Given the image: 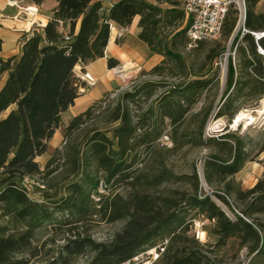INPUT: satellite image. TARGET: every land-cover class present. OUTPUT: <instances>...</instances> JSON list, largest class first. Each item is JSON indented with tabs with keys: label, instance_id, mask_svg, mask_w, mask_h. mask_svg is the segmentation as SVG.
<instances>
[{
	"label": "trees",
	"instance_id": "1",
	"mask_svg": "<svg viewBox=\"0 0 264 264\" xmlns=\"http://www.w3.org/2000/svg\"><path fill=\"white\" fill-rule=\"evenodd\" d=\"M43 1L33 0L36 4ZM155 1L157 4L150 0H119L107 13L102 0H59L54 16L43 29L35 27L25 36L22 53L0 59V79L3 73H7L0 89V214L12 215L26 226L25 231L17 234H6L5 228L1 229L0 264H28L29 260L15 258V255L28 251L34 254V232L52 218L50 207L31 198L22 182L28 176L41 172L37 157L48 150L49 140L59 128L63 112L74 104L84 85L77 67L105 56L111 34L110 24L127 26L139 15V37L153 52L164 55V61L171 59L183 68L187 67L185 58L175 50L177 39L186 34L189 24L181 2ZM259 1L247 0V31L242 38L248 42L250 54L247 49H241L243 60L239 68L235 67L232 59L229 62L226 89L222 96L225 101L218 111L219 116H227L229 123H233L238 113L246 109L235 106V100L245 95H254L256 102L264 99V56L258 49L259 46L264 49V35L256 40L252 33L264 31V12L256 11ZM158 3H167L168 7L162 8ZM235 15L236 11L230 10L224 34L226 28L228 34L233 31ZM163 18L170 25L179 21L170 42L161 38L158 32ZM62 23L69 26L68 33L61 30ZM2 42L0 38V49ZM117 63L116 59H109L110 67ZM162 67L158 64L152 71L157 73ZM199 83L205 82L196 80L182 91L201 87ZM155 84L158 83L144 82L121 94L103 124L108 126L120 122V125L110 130L92 128L82 145L69 138L93 119L94 110L106 95L76 115L66 126L64 150L60 147L55 150L47 168L61 153L70 164L64 179L79 172L81 175L66 185L65 195L54 203L55 206L75 216L72 221L75 223L94 215H101L109 222L125 218L127 221L124 228L107 242H97L82 233L74 235L62 247L60 259L70 261L72 256L91 253L92 258L85 264H116L165 238L169 239V243L157 264H218V251L234 237L248 248L249 254H262L264 220L255 215L264 213V174L252 188L242 187L236 174L255 158L245 138L228 126L220 136L209 139L215 151L205 157L203 173L210 193L203 186L197 167L192 174L176 176L178 179L187 178L190 191L168 190L167 186L160 188L172 179V173L167 168L157 174L143 172V175L132 176L140 160L139 148L151 149L161 134L162 130L157 127L159 114L162 121L167 117L175 123L189 109L181 102L174 104L171 96H162L157 100L159 107L150 105L143 121L139 118L135 122L128 102L135 101L142 93L151 98ZM147 122H151V129L140 135L141 123L144 128ZM262 151L264 143L257 156ZM99 171H104L106 176L99 177ZM101 180L108 185L103 193L98 190ZM121 181L135 188L143 182V193L134 190L130 198L105 200L113 191L114 184ZM218 185L220 187L215 188ZM212 194L233 210L234 218L224 204H218L212 198ZM235 202L243 206L241 211ZM192 210H196V214L188 218ZM197 215L214 222L213 228L208 231L217 236L214 244L202 243L191 233Z\"/></svg>",
	"mask_w": 264,
	"mask_h": 264
},
{
	"label": "rangeland",
	"instance_id": "2",
	"mask_svg": "<svg viewBox=\"0 0 264 264\" xmlns=\"http://www.w3.org/2000/svg\"><path fill=\"white\" fill-rule=\"evenodd\" d=\"M150 1L157 4L155 0ZM158 4L162 8L168 7L167 3ZM239 22V14L236 12L233 31L228 34L226 28L223 37L217 41H201L198 44L190 45L187 34L179 37L176 41L175 50L185 58L186 68H183L176 61L167 59L160 63L163 67L157 73L152 71L153 68L151 70L140 69L138 71L134 69L127 72V81L124 82L118 77L121 85L105 94L106 97H104L105 95L103 96L105 99L94 110L93 119L88 120L80 130L72 134L69 140L82 145L90 135L92 128L99 127L100 130H110L120 125V122H115L108 126L103 124L106 116L119 102L121 94L125 91L133 90L144 82L153 81L158 84L153 86L154 95L151 98H146L142 93L135 101L128 102L130 111L135 116V122L139 118L143 121V115L147 113L150 105L154 104L159 107L160 103L157 100L162 96H171L170 99L173 100L174 104L181 102L188 106L189 109L185 116L175 123L167 117L162 121V117L159 114L157 127L162 130L161 134L154 141L151 149L139 148L140 160L132 176L143 175V172L157 174L167 168L172 173V179L160 188L167 186L168 190L190 191V183L187 178L178 179L177 177L192 174L194 167H197L199 175L202 173L204 177L205 157L215 151L209 139L220 136L226 126L245 138L251 155L257 161V154L264 143V118L245 128L244 122H241L238 126H233L234 122L229 123L227 116L218 115L219 108L225 101L222 96L226 89L230 60L232 59L235 67L239 68L243 60L241 49H247L248 54H250L249 44L242 38V25L240 27ZM178 25L179 21H175L173 25H170L163 18V21L158 26L161 38L170 42L172 34L177 30ZM229 48L232 53L236 50L234 57L233 54L227 56ZM125 63L128 66L132 65L129 62ZM196 80H202L205 83H199L201 87L182 91V88L187 84ZM262 99L256 102L254 95H245L235 100L234 104L235 106H241V109L246 108L244 111L247 114H255L258 108L264 106V99ZM210 124L213 129L208 131ZM151 127V122L145 123L144 128L143 123H141L138 133L143 135V132L149 131ZM165 134L170 136L171 144L163 146L159 144L158 140ZM108 135L113 137L112 133ZM65 143L66 141H62L58 142L57 145H60L61 150H64ZM54 153L55 149L48 156L38 158L41 172L28 176L22 182V186L27 188L31 198L44 202L50 207L53 211L52 218L45 221L35 230L32 245L34 254L28 251L16 254L15 258H26L29 260L28 264H85L92 258L93 254L86 253L72 256L70 261L60 259L62 247L67 243L68 239L82 233L90 235L97 242L110 241L116 233L124 228L127 219L109 222L102 218L101 215H94L92 217L87 216L84 221L75 223L72 221L76 217L69 211L57 209L54 203L61 200L66 193V185L77 179L81 173L79 172L76 176H70L69 179H64L65 174L69 173L70 164L67 163L66 158L61 153H59L54 163L47 168V163ZM97 175L101 178L106 176L104 171H99ZM201 182L210 193L211 189L206 185L205 180L203 179ZM218 187L220 185L215 188ZM134 190L143 193V182L136 188L124 181L117 182L114 184L113 191L105 197V200L118 197L130 198ZM211 196L218 204L219 201L222 202L213 194ZM94 198L98 197L94 196ZM222 204L224 203L222 202ZM235 205L239 211L243 209L240 202H235ZM225 209L234 218L233 210L228 206ZM195 214L196 210H192L187 216L190 218ZM255 217L264 220V213L257 214ZM213 225V221L203 215H197V218L194 219L191 233H194L196 238L202 243L214 244L217 236L208 232L213 228ZM4 228L6 234H17L26 230L25 224L17 221L14 216H2L0 214V231ZM198 231H200L199 237ZM262 233L264 235V231ZM216 259L218 264H264V252L258 256L255 254L251 255L248 248L242 246L240 240L234 237L230 238L227 245L218 251Z\"/></svg>",
	"mask_w": 264,
	"mask_h": 264
},
{
	"label": "crops",
	"instance_id": "3",
	"mask_svg": "<svg viewBox=\"0 0 264 264\" xmlns=\"http://www.w3.org/2000/svg\"><path fill=\"white\" fill-rule=\"evenodd\" d=\"M14 1H17L18 4ZM117 1L119 0H102L107 13ZM58 2L59 0H44L41 4H36L33 0H0V38L3 41L0 59L20 55L25 36L30 34L35 27L39 30L43 29L54 16V9ZM256 11L264 12V0L257 3ZM139 21L140 16L137 15L127 26L114 24L105 49V56L90 61L83 67L82 65L77 67V73L80 76L85 71L89 72L96 78V83L91 85L84 80V85L80 88V95L75 99L74 104L63 112L59 128L49 140L48 150L39 155L37 159L48 156L52 150L60 147L57 143L65 140V128L76 115L84 112L93 103L103 98L105 94L121 85L120 79L113 74L109 66L110 58L116 59L118 63H131V71L134 69L135 71L140 69L151 70L164 60V55L153 52L149 45L139 37L141 32ZM79 24L80 22L77 25V30ZM123 27L127 29L124 35L119 37L118 32ZM61 30L68 33L69 26L62 23ZM6 78L7 73H3L0 79V89ZM263 174L264 151L258 155L257 161H248L243 169L236 174V179L242 183L244 188H252Z\"/></svg>",
	"mask_w": 264,
	"mask_h": 264
},
{
	"label": "built area",
	"instance_id": "4",
	"mask_svg": "<svg viewBox=\"0 0 264 264\" xmlns=\"http://www.w3.org/2000/svg\"><path fill=\"white\" fill-rule=\"evenodd\" d=\"M181 2L182 8L184 9L186 15V22L188 21L187 36L190 45L198 44L201 41H217L220 40L224 35V26L227 16L230 10L234 9L238 14L240 21H242V36L247 31L245 27V19L247 14V0H179ZM14 3L18 4L17 1ZM111 28L113 29L114 24L111 23ZM126 27L121 28L118 32V36L121 37L126 31ZM256 40H258L264 31L262 32H252ZM237 47V46H236ZM259 51L264 55V49L259 46ZM230 54L234 55L235 52H231L228 49L227 56ZM131 66L126 63H120L111 68L113 74L119 77L124 82L127 81L128 71ZM81 77L88 84H95L96 78L89 72H83ZM160 145H170L171 139L168 134L163 135L162 138L158 140ZM108 188L107 183L101 180L99 184V192H106ZM199 237V231H198ZM169 243V239L165 238L157 243L155 246L143 250L131 258L118 262L116 264H157L160 260L166 246Z\"/></svg>",
	"mask_w": 264,
	"mask_h": 264
},
{
	"label": "bare ground",
	"instance_id": "5",
	"mask_svg": "<svg viewBox=\"0 0 264 264\" xmlns=\"http://www.w3.org/2000/svg\"><path fill=\"white\" fill-rule=\"evenodd\" d=\"M242 21H243V19H241V21L239 22V26L242 24ZM262 118H264V106L258 108V110L255 114H247L244 110H242L236 116L234 123H233V126H238L241 122H244L245 128H246V127L254 124L256 121L261 120ZM211 129H213V127L210 124L208 127V131H210ZM219 203L222 204L221 202H219ZM223 206L226 208L225 205H223ZM199 235H200V231H199Z\"/></svg>",
	"mask_w": 264,
	"mask_h": 264
},
{
	"label": "water",
	"instance_id": "6",
	"mask_svg": "<svg viewBox=\"0 0 264 264\" xmlns=\"http://www.w3.org/2000/svg\"><path fill=\"white\" fill-rule=\"evenodd\" d=\"M234 120H235V119H234ZM234 120H233V121H234ZM200 178H201V180L203 181L204 177H203L202 173H200Z\"/></svg>",
	"mask_w": 264,
	"mask_h": 264
}]
</instances>
